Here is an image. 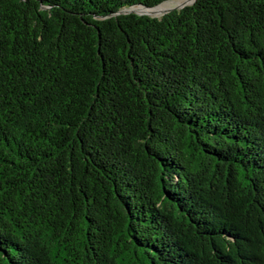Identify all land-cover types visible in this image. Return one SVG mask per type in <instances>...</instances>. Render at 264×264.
Listing matches in <instances>:
<instances>
[{"label":"trees","instance_id":"16d2710c","mask_svg":"<svg viewBox=\"0 0 264 264\" xmlns=\"http://www.w3.org/2000/svg\"><path fill=\"white\" fill-rule=\"evenodd\" d=\"M0 0V264H264V0Z\"/></svg>","mask_w":264,"mask_h":264},{"label":"rangeland","instance_id":"374dc122","mask_svg":"<svg viewBox=\"0 0 264 264\" xmlns=\"http://www.w3.org/2000/svg\"><path fill=\"white\" fill-rule=\"evenodd\" d=\"M189 0H170L169 2L167 1V2H165V3H167V4H165V3H162L161 5L162 6H164V7H168V10H171V11H173V10H179L180 8H182V7H184V6H187V5H189L192 1H189ZM188 3V4H187ZM170 4V5H169ZM180 4V5H179ZM167 11V10H166ZM170 11V12H171ZM165 12V11H164ZM163 12V13H164ZM160 14V15H153L152 17H155V18H159V17H161L162 15H164V14Z\"/></svg>","mask_w":264,"mask_h":264},{"label":"bare ground","instance_id":"6f19581e","mask_svg":"<svg viewBox=\"0 0 264 264\" xmlns=\"http://www.w3.org/2000/svg\"><path fill=\"white\" fill-rule=\"evenodd\" d=\"M187 1V0H186ZM189 1H192V0H189ZM188 1V2H189ZM169 2V1H168ZM167 4V3H165ZM170 5V4H169ZM180 5V4H179ZM132 11L136 12V13H149V14H152V15H160L162 14L164 11L168 10V7H164L162 6L161 4L154 7V8H151V9H143V8H135V10L131 9ZM164 14V13H163Z\"/></svg>","mask_w":264,"mask_h":264},{"label":"water","instance_id":"95a60500","mask_svg":"<svg viewBox=\"0 0 264 264\" xmlns=\"http://www.w3.org/2000/svg\"><path fill=\"white\" fill-rule=\"evenodd\" d=\"M194 1L195 0H192V2L189 4V5H191V4H193L194 3ZM188 4V3H187ZM189 5H187V6H189ZM185 7V6H184ZM141 8H143V7H141ZM183 8V7H182ZM182 8H180V9H182ZM143 9H148V8H143ZM179 9V10H180ZM171 10H167V11H165L164 13L165 14H167V13H169ZM122 13H124V14H136V15H140V16H148V17H151V18H155V17H152L153 15L152 14H149V13H136V12H134V11H132L131 9H129V10H125V11H123Z\"/></svg>","mask_w":264,"mask_h":264}]
</instances>
